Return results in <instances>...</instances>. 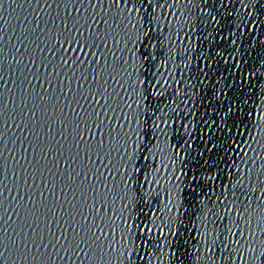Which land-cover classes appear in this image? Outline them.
I'll return each mask as SVG.
<instances>
[{"label":"snow or ice","instance_id":"1","mask_svg":"<svg viewBox=\"0 0 264 264\" xmlns=\"http://www.w3.org/2000/svg\"><path fill=\"white\" fill-rule=\"evenodd\" d=\"M0 264H264V0H0Z\"/></svg>","mask_w":264,"mask_h":264},{"label":"water","instance_id":"2","mask_svg":"<svg viewBox=\"0 0 264 264\" xmlns=\"http://www.w3.org/2000/svg\"><path fill=\"white\" fill-rule=\"evenodd\" d=\"M160 3H163L164 0H159ZM172 0H168V3H171ZM232 5H229V8H231ZM143 12V9L141 10ZM156 15L161 17V23L163 24L165 20H167L168 22H170L171 24H173V26H178L177 25V17H180L181 14L176 11L175 9H170L168 8L167 6H165L164 8H156ZM17 13L19 14V9L17 10ZM173 13H175V15H173ZM182 18V17H181ZM9 19H12V17H9ZM13 23H15L14 19H13ZM183 33H181V36L183 37ZM138 175V178L141 180V182H143V177H140L139 174ZM148 179L149 181L152 180V177L151 175L148 176ZM148 188H153V185L152 184H148L147 185ZM140 207L143 208V212L141 213L140 216H138L136 218V223L137 224H140L141 220H143L144 216L147 215L149 217L153 216L154 215V212L150 211V209H154L156 207V205L153 203L151 205H141ZM143 226V225H141Z\"/></svg>","mask_w":264,"mask_h":264}]
</instances>
